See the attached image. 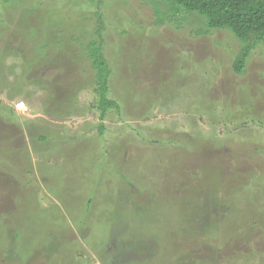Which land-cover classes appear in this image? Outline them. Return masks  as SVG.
<instances>
[{"label":"rangeland","instance_id":"1","mask_svg":"<svg viewBox=\"0 0 264 264\" xmlns=\"http://www.w3.org/2000/svg\"><path fill=\"white\" fill-rule=\"evenodd\" d=\"M100 1L0 0V264H264V42Z\"/></svg>","mask_w":264,"mask_h":264},{"label":"trees","instance_id":"2","mask_svg":"<svg viewBox=\"0 0 264 264\" xmlns=\"http://www.w3.org/2000/svg\"><path fill=\"white\" fill-rule=\"evenodd\" d=\"M11 2V0H6ZM75 1V0H74ZM97 4H101L100 0ZM127 1V0H126ZM141 3H151L158 16L157 23L164 22L166 16L171 18V22L178 24L180 19L176 18L178 13L183 11L191 14H197L202 17L206 26L213 29H226L235 35L242 42V47L237 53L233 67L237 74L241 75L247 68V62L252 50L261 42H264V0H137ZM72 2V1H71ZM100 10L97 9V15L100 17ZM68 17V16H67ZM101 19V17H100ZM101 27L96 30L99 36V42H90L86 45L89 51V57L93 61V67L96 69L97 92L99 101L97 108L100 109L101 117L104 118L110 108L119 110L120 105L114 99L108 97L109 78L111 70L108 60L103 54V36ZM201 32V30L199 31ZM103 130V127H101ZM2 159V158H1ZM10 169L12 165H7ZM4 173L9 172L6 170ZM20 183V181H19ZM24 188L26 182L23 183ZM24 189V190H25ZM28 190L19 195H15L12 199L22 201ZM29 193V191H28ZM26 202L35 204V199H24ZM93 198L87 202L91 204ZM18 206V202L15 203ZM35 206V205H34ZM2 216H5L3 213ZM1 217L0 219H2ZM19 233H17L18 235ZM39 257V256H38ZM38 259V258H36Z\"/></svg>","mask_w":264,"mask_h":264},{"label":"built area","instance_id":"3","mask_svg":"<svg viewBox=\"0 0 264 264\" xmlns=\"http://www.w3.org/2000/svg\"><path fill=\"white\" fill-rule=\"evenodd\" d=\"M15 107H16V110L21 113H25L29 110L28 105L23 100L16 103Z\"/></svg>","mask_w":264,"mask_h":264}]
</instances>
